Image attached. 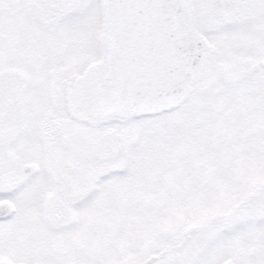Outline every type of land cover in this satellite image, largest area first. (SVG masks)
I'll return each mask as SVG.
<instances>
[{"label": "snow or ice", "instance_id": "6c2138e0", "mask_svg": "<svg viewBox=\"0 0 264 264\" xmlns=\"http://www.w3.org/2000/svg\"><path fill=\"white\" fill-rule=\"evenodd\" d=\"M0 264H264V0H0Z\"/></svg>", "mask_w": 264, "mask_h": 264}]
</instances>
